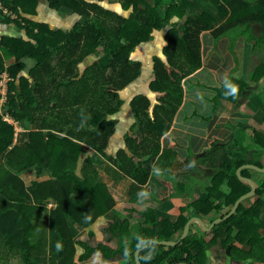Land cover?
Listing matches in <instances>:
<instances>
[{
	"label": "trees",
	"instance_id": "trees-1",
	"mask_svg": "<svg viewBox=\"0 0 264 264\" xmlns=\"http://www.w3.org/2000/svg\"><path fill=\"white\" fill-rule=\"evenodd\" d=\"M100 1L46 0L53 10L80 16L70 30L64 31L33 19L40 0H0V22L15 24L27 36L0 37V81L5 73L10 78L6 112H0V264H37L43 257L51 264H88L97 253L106 260L120 256L125 264H136L139 239L174 241L190 221L185 213L176 224L169 220L157 223L154 209L148 207L140 213L145 225L136 228L128 220L120 223L114 219L108 232L118 239L117 250L102 243L91 247L84 239H75L71 222L88 229L116 206L100 178L97 163L101 159L108 161L106 170L115 180L127 176L134 181L131 191L136 200L146 190L156 162L175 161L176 152L174 156L163 152L162 138L171 130L184 102V80L203 65L204 31L231 14L220 32L259 24L263 27L260 40L264 41V0H109L117 4V12L102 7ZM201 2L218 7V18L208 12L198 13ZM256 3L261 7L257 12L253 8ZM176 18L185 19L184 24L174 22ZM168 24H173L165 48L168 63L156 57L152 84L161 94L160 103L151 114L152 100L147 95L136 96L132 107L139 130L136 138L126 136L133 156L124 149L108 155L118 123L108 117L124 102L120 91L143 73V63L133 60L132 53ZM101 52L104 62L94 60L81 70L89 56ZM7 115L30 126L25 140L15 143V122L6 120ZM255 143L260 150L253 161L249 150L242 149L232 160L223 162L214 185L207 188L208 198L190 205L198 217L223 206L230 212L250 192L251 186L237 171L249 162L263 167L258 159L264 157V135L258 133ZM135 157L141 159L136 162ZM26 172L35 173L37 179L27 184L22 176ZM250 173L246 170L243 176L250 177ZM224 182L226 192L221 187ZM219 242L232 256L241 258L244 253L236 243H248L253 251L247 257L263 262L264 181L256 203L250 207L243 203L213 232L190 235L178 246L156 244L153 259H143L147 248L140 253V261L206 264L208 253Z\"/></svg>",
	"mask_w": 264,
	"mask_h": 264
},
{
	"label": "crops",
	"instance_id": "crops-1",
	"mask_svg": "<svg viewBox=\"0 0 264 264\" xmlns=\"http://www.w3.org/2000/svg\"><path fill=\"white\" fill-rule=\"evenodd\" d=\"M44 2L42 4L40 0L37 15L33 17L36 21L46 22V19L51 18L50 25L66 31L71 29L80 18L77 14H69L65 20L59 16L58 11L48 6L46 0ZM100 4L104 8L119 11L116 3L105 4V0L104 2L101 0ZM253 8L256 12L261 9L259 3ZM197 11L200 14L208 12L217 18L220 14L218 7L208 2H201ZM122 13L125 14L124 11ZM230 16L231 14L222 22L215 21L212 29L204 31L201 35L203 65L184 80V102L171 130L162 138L163 152L173 156L176 152L175 161L166 159L163 162H156L154 172L145 185L146 190L141 192L143 195L136 200L131 191L134 181L127 176L115 180L106 170L108 161L101 159L99 164L97 163L100 178L107 185L116 201V206L88 229H81L71 222L75 239H84L91 247L102 243L117 250L119 241L108 232L111 223L117 219L120 223L125 220L130 221L135 228L137 225L144 226V218L140 217V213L148 207L154 209L157 223L169 220L176 224L184 213L190 220L200 218L196 215L194 207L190 205L197 200L208 198L207 188L214 185L216 177L222 170L223 162L232 160L233 155L240 153L242 149H248L249 159L254 160L260 150L255 143V137L258 133L264 135V41L260 40L263 27L254 24L220 32L219 29L223 24L228 23ZM173 21L180 20L176 18ZM184 22L181 20V25ZM172 28L173 24L165 25L154 33L152 41L140 44L132 53L133 60L143 63V73L120 91L124 102L118 112L108 117L118 121L107 149L108 155H116L120 149H124L128 155L133 156L134 150L126 140L128 134L136 138V131L139 130V120L132 107L133 99L139 95H147L152 100L151 114H154L156 105L160 103L161 94L152 87L156 79L155 59L160 57L168 63L165 48L168 45L167 35ZM215 32H218L220 37ZM0 36L27 38L25 30L19 29L15 24L1 22ZM102 56L104 57L101 53L89 56L82 64L81 70L94 60L104 62ZM230 81L238 85V93L235 96L225 95L230 91ZM24 130L25 133H29L31 128L26 126ZM153 150L155 151L152 149L151 152H154ZM140 159L135 157L136 162ZM258 160L262 161L263 167L252 162L247 165L264 169V157ZM240 169L237 171L240 179L244 177V171L250 170L251 176L244 178L253 179L259 188L264 181V173L255 169H245L240 175ZM23 175L27 184L37 179L33 172H26ZM249 185L252 190V184ZM221 187L225 192L228 190L225 182ZM256 200L257 193L246 198L243 203L250 207L256 203ZM49 207L53 208V203H50ZM223 207L202 217L207 227H211L216 219L229 212V207ZM184 230L175 236L174 241H181ZM206 233L211 232H206L200 224L195 223L190 235ZM207 239L210 241L212 236ZM236 246L244 253V258L239 255L232 256L230 250L225 249L223 243L219 242L208 253L206 264H264V260L262 262L247 257L253 251V247L248 243L244 245L236 243ZM261 247L264 250V242ZM260 258H264V252L261 253ZM37 264L51 263L48 258L43 257L37 260ZM88 264H124V259L119 256L106 260L97 253L91 257Z\"/></svg>",
	"mask_w": 264,
	"mask_h": 264
},
{
	"label": "water",
	"instance_id": "water-1",
	"mask_svg": "<svg viewBox=\"0 0 264 264\" xmlns=\"http://www.w3.org/2000/svg\"><path fill=\"white\" fill-rule=\"evenodd\" d=\"M245 169H255L257 171H260L262 173H264V169H261V168H258V167H255L253 165H246L244 167H242L239 171L240 175L242 174V172L245 170ZM241 179L245 182V183H248V184H252V190L250 192H248L247 194L243 195L235 204V206L233 207V209L231 210V212H229L228 214H226L225 216L223 217H220L218 219L215 220V222L212 224L211 227H207L206 223L203 221L202 218H194L192 220H190L187 224V226L185 227V230H184V234L182 236V239L181 241H163V242H156V244L158 245H165V246H178L182 241L186 240L189 236H190V233H191V229H192V226L195 224V223H198L202 226V228L206 231V232H212L219 224H221V222H223L224 220H227L229 218H231L234 214L237 213V211L239 210L241 204L243 203V201L248 198V197H251V196H254L256 195L257 193V189H258V184L253 180V179H250V178H244V177H241ZM150 246V245H149ZM147 248H144V249H140L138 250L136 253H135V259H136V264H141V261H140V253L145 250Z\"/></svg>",
	"mask_w": 264,
	"mask_h": 264
},
{
	"label": "rangeland",
	"instance_id": "rangeland-1",
	"mask_svg": "<svg viewBox=\"0 0 264 264\" xmlns=\"http://www.w3.org/2000/svg\"><path fill=\"white\" fill-rule=\"evenodd\" d=\"M45 0H42V4L43 3H45L44 2ZM106 1H108V2H106ZM103 2H104V0H103ZM111 3V1H109V0H105V4H108V3ZM150 2H152V3H155V1L154 0H151ZM59 12V16H62V18L63 19H65L66 20V16H67V14H66V12H64V13H62V12H60V11H58ZM33 17V16H32ZM66 17V18H65ZM177 20H178V18H177ZM59 21V20H58ZM58 21H54V22H58ZM182 21H185V19L184 20H182ZM60 22H62V21H60ZM66 22V21H65ZM64 22V23H65ZM179 22H181V20L179 21ZM46 23H49V24H52V19L51 18H48V19H46ZM52 27H53V29H55V30H58L59 29V27L57 28L55 25H51ZM68 30H70V29H67L66 31H68ZM65 31V30H64ZM1 37V36H0ZM101 55H104V53L103 52H101ZM102 58H103V56H102ZM28 65H29V67L31 66V63H28ZM8 81V80H7ZM5 84V83H4ZM3 91V92H2ZM6 91H7V82H6V89L4 90V86H2V89H1V94H3L4 92L6 93ZM5 100H6V97H5V95L3 94V96L0 98V112L1 113H3V114H5V112H6V106H4L5 105ZM13 122H15V121H13ZM15 125H16V127H15V130H16V132H15V143H17V141H23V140H21V139H26L27 138V135H29V133H25L24 131V129H25V127L26 126H29L28 124H24V122H22V123H20V122H15ZM23 125V126H22ZM20 131H22V132H20ZM21 134H24L23 136H21ZM22 138H21V137ZM85 156H86V154L85 155H83V159L85 158ZM81 162H82V160L80 161V164H79V167H78V172L80 171V165H81ZM99 164V163H98ZM102 166V165H101ZM25 174V173H24ZM24 176V175H23ZM26 178V177H25ZM125 264V263H124Z\"/></svg>",
	"mask_w": 264,
	"mask_h": 264
},
{
	"label": "clouds",
	"instance_id": "clouds-1",
	"mask_svg": "<svg viewBox=\"0 0 264 264\" xmlns=\"http://www.w3.org/2000/svg\"><path fill=\"white\" fill-rule=\"evenodd\" d=\"M229 87H230V91L225 93V95L226 96H228V95L235 96L238 93V85L233 84L230 81ZM140 195H143V193H141ZM149 245H150V247H149ZM136 247L138 249L148 248L147 255L145 257H143V259H145V260L153 259L154 255H155V250H156V242L155 241L139 239V242L137 243ZM58 250H59V246H58Z\"/></svg>",
	"mask_w": 264,
	"mask_h": 264
},
{
	"label": "built area",
	"instance_id": "built-area-1",
	"mask_svg": "<svg viewBox=\"0 0 264 264\" xmlns=\"http://www.w3.org/2000/svg\"><path fill=\"white\" fill-rule=\"evenodd\" d=\"M9 76H8V74H4L3 75V77H2V80L0 81V87H1V89H2V86H4V90L6 89V82L8 83V81H9ZM8 80V81H7ZM5 83V84H4ZM1 91V90H0ZM3 92V91H2ZM1 92V93H2ZM4 95L6 94L5 92L3 93ZM6 120H8V121H10V122H13V119L10 117V116H8L7 115V117H6Z\"/></svg>",
	"mask_w": 264,
	"mask_h": 264
},
{
	"label": "flooded vegetation",
	"instance_id": "flooded-vegetation-1",
	"mask_svg": "<svg viewBox=\"0 0 264 264\" xmlns=\"http://www.w3.org/2000/svg\"><path fill=\"white\" fill-rule=\"evenodd\" d=\"M102 6V5H101Z\"/></svg>",
	"mask_w": 264,
	"mask_h": 264
}]
</instances>
